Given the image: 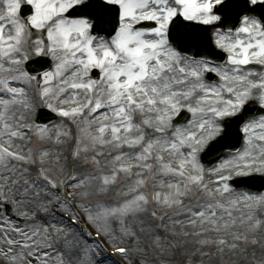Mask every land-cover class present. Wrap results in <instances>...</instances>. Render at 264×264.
Returning <instances> with one entry per match:
<instances>
[{
    "label": "snow or ice",
    "instance_id": "1",
    "mask_svg": "<svg viewBox=\"0 0 264 264\" xmlns=\"http://www.w3.org/2000/svg\"><path fill=\"white\" fill-rule=\"evenodd\" d=\"M258 7L0 0V206L24 223L3 218L10 264H104L100 238L156 264L139 247L145 234L158 264L183 246L177 237L221 255L264 251V193L250 190L264 180ZM38 108L62 121L37 123Z\"/></svg>",
    "mask_w": 264,
    "mask_h": 264
},
{
    "label": "rangeland",
    "instance_id": "2",
    "mask_svg": "<svg viewBox=\"0 0 264 264\" xmlns=\"http://www.w3.org/2000/svg\"><path fill=\"white\" fill-rule=\"evenodd\" d=\"M61 121H62V119H60L58 122L53 123V125L58 124ZM53 125H50L48 127L52 128ZM68 126L72 129L73 135L75 136V133H76L75 126L70 125V124ZM29 147L35 148L36 147L35 141H33V144L29 145ZM62 147L64 148L65 153H67V151L70 148V144L64 145ZM262 193H264V191ZM5 208H6L5 206H0V222L1 221L3 222V217H8L11 221H13L12 217L7 216V214L5 212ZM17 220L18 221H15L18 223L17 226L21 227L22 224H24L23 221L19 217H17ZM165 223H168V221L166 220ZM180 227H182V226H177V230H179ZM159 235L163 238L167 234L163 230H161L159 232ZM150 239L152 241L151 237H150ZM175 239H177L183 246L179 247L177 250L170 253L168 257H166L169 264H257V261H259L261 258H264V251H262L261 246L259 244L254 246V247L248 246L246 251L238 250L236 253H230V252L226 251L223 255H221L218 251H216L215 248H207L206 247L203 249H199V247L195 244L196 237H192V236L177 237ZM100 241L103 242L104 248L106 249V252L103 253V255H105L107 253V250L111 249L113 247L104 238H100ZM89 242L92 243V238H89ZM141 243L143 245H145V241H141ZM128 246L129 247L130 246H136L137 247L138 245L130 244ZM154 247H155V244H154ZM154 247L150 246V245L147 247L148 252H149V256L147 258L149 260L155 262V260L157 258H160V257L154 251ZM0 253H1V251H0ZM2 256H3V253H2ZM2 260H4L7 263H10V261L5 259L4 256H3ZM121 261H123L124 264H137L131 258H130V260L129 259H120V260H118V263ZM112 263L118 264L114 260L112 261ZM16 264H28V261L27 260L17 261ZM31 264H37V261L35 260V258L31 259Z\"/></svg>",
    "mask_w": 264,
    "mask_h": 264
},
{
    "label": "bare ground",
    "instance_id": "3",
    "mask_svg": "<svg viewBox=\"0 0 264 264\" xmlns=\"http://www.w3.org/2000/svg\"><path fill=\"white\" fill-rule=\"evenodd\" d=\"M12 210H13L12 213H15V214H16V210H15V209H12ZM2 227H4V225H3V222L1 221V222H0V228H2ZM21 227H24V224H22ZM2 235H3V232L0 231V236H2ZM13 235H14V234H13ZM141 241H145V245H143V244L141 243V245H140L139 247L146 248V249H147V247H148L149 245L154 247V244L152 243L153 241H151L150 237H149L147 234H145V235L142 236ZM89 243H90V242H89ZM100 243L103 244L102 241H100ZM136 248H137V247H135V248L133 249V251L130 252V258L133 259L135 262H137V261L139 262V261H141V260H144V259H145L144 255H143L142 253H137V252L135 251ZM154 248H155V247H154ZM3 250L6 251V249H3ZM147 251H148V249H147ZM148 254H149V252H148ZM156 254H157V253H156ZM148 256H149V255H148ZM104 264H113V263H112L110 260H106V261L104 260Z\"/></svg>",
    "mask_w": 264,
    "mask_h": 264
},
{
    "label": "water",
    "instance_id": "4",
    "mask_svg": "<svg viewBox=\"0 0 264 264\" xmlns=\"http://www.w3.org/2000/svg\"><path fill=\"white\" fill-rule=\"evenodd\" d=\"M264 9V8H263ZM35 65H36V63H32L28 68L29 69H35ZM43 115H45V113L43 114ZM48 118H47V121L49 122V121H51V120H53V118L51 117V116H47ZM42 123V122H41ZM45 123H47V122H45V121H43V123L42 124H45ZM264 186V185H263ZM255 187V184L253 183V185H252V187L251 188H254Z\"/></svg>",
    "mask_w": 264,
    "mask_h": 264
}]
</instances>
